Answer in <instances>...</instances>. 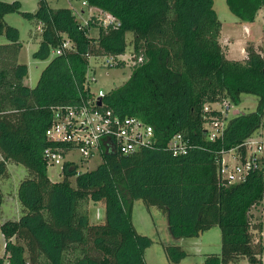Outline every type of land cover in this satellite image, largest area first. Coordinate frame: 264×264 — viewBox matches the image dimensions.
<instances>
[{
  "label": "trees",
  "instance_id": "obj_1",
  "mask_svg": "<svg viewBox=\"0 0 264 264\" xmlns=\"http://www.w3.org/2000/svg\"><path fill=\"white\" fill-rule=\"evenodd\" d=\"M84 1L85 9L110 14L120 24L105 27L91 14L83 25L70 7L53 8L47 0H38L33 12L21 10L18 1L0 0V35L6 39L0 43V179L8 162L27 170L16 191L20 216L0 222V264H146L144 250L152 240L132 223L135 199L163 213L173 239L218 226L219 252L204 253L200 264H233L240 258L262 264L263 246L251 233L261 225L250 223L249 211L262 197L263 168L236 183H226L218 169L223 153L240 146L262 123L264 59L252 44L242 60L226 57L212 0ZM225 2L241 22H253L264 4ZM13 12L32 23L31 37H39L32 56L47 59L32 87L23 82L27 67L18 61L17 28L4 19ZM65 38L73 48L53 53ZM127 44L134 60L130 74L105 91L102 103L120 117L151 125L153 147L129 154L100 147L102 162L94 169L77 171L65 160L62 178L51 180L45 148H72L46 138L56 108L79 104L90 94V58L123 54ZM243 93L256 96V109L232 115L222 135L210 140L204 105L223 99L238 104ZM176 133L188 147L173 155L166 146ZM2 201L0 189V208ZM89 201L103 206L95 222L89 220ZM163 251L169 264H180L187 254L178 244H164Z\"/></svg>",
  "mask_w": 264,
  "mask_h": 264
},
{
  "label": "rangeland",
  "instance_id": "obj_2",
  "mask_svg": "<svg viewBox=\"0 0 264 264\" xmlns=\"http://www.w3.org/2000/svg\"><path fill=\"white\" fill-rule=\"evenodd\" d=\"M6 2L18 1L20 9L25 11H35L38 6V0H2ZM82 0H47L49 6L70 7L76 10L83 9L82 18H87L91 14H98V10L94 8L85 9ZM213 8L219 20L221 21L219 41L222 44L224 54L228 58L243 59V54L239 51L241 46L254 44L259 38V29L264 27L263 22L257 16L253 22H241L228 9L225 0H212ZM5 21L16 27L18 31L19 41L21 42V49L18 55V61L26 64L27 72L23 78V82L32 87L35 85L41 69L47 62V59H38L32 56V53L37 49L38 39L31 37L33 30L32 23H30L20 13H8L4 16ZM244 26L249 27L250 35L248 36L244 31ZM38 30V28L36 27ZM96 35L97 31H93ZM127 43L131 38V34H127ZM224 39L228 42L225 43ZM6 42V39L0 35V43ZM124 64L115 67H104L100 63L101 58L92 59L89 65L92 68L88 71V78L95 79L91 81L90 88L93 92L99 89L108 91L112 88L118 87L124 83L128 78L132 63L131 61V47L127 44L125 53L122 55ZM131 63V64H130ZM257 106V98L253 94L243 93L240 95L238 104L231 102V112L227 114V120L234 115L233 111L237 113H247L254 111ZM231 153V152H229ZM229 153L226 157H229ZM65 160L72 162L76 166L77 171H85L94 169L100 162L102 157L93 152L92 155L84 157L81 155L79 149H74L65 157ZM8 173L6 177L0 179V189L3 193V201L0 208V222L11 219H18L20 216V205L17 199V186L25 175L26 168L20 163L8 162ZM47 174L53 181H58L62 178L61 165H48ZM89 220L95 222L103 216V206L98 201H89L87 204ZM264 210L262 208L252 209L249 213V220L253 224L259 220H263ZM132 223L136 231L151 238L152 243L144 250V259L146 264H169L164 251V244H178L186 251V256L180 261V264H200L203 261L204 253L219 252L220 249V229L214 226L197 237H187L173 239L170 235L166 219L163 213L155 206H147L141 199H135L132 207ZM254 241L259 240L263 246L261 253L262 264H264V238L253 233ZM4 253V241L0 232V256ZM4 264H7L6 262ZM233 264H249L246 258H240Z\"/></svg>",
  "mask_w": 264,
  "mask_h": 264
},
{
  "label": "built area",
  "instance_id": "obj_3",
  "mask_svg": "<svg viewBox=\"0 0 264 264\" xmlns=\"http://www.w3.org/2000/svg\"><path fill=\"white\" fill-rule=\"evenodd\" d=\"M81 4L82 6L87 5L84 0L81 1ZM71 10L75 18L80 19L83 25L88 24V17L91 15L87 18H82V10L74 8H71ZM96 16L97 20L105 27H115L120 24L110 14L98 11ZM257 16L264 24V4L258 8L255 18ZM244 31L248 36L250 35L249 27L244 26ZM224 41L225 43L228 42L227 39H224ZM252 45L260 57L264 59V27L259 29L258 41L255 46L254 44ZM72 48V42L65 38L62 40L61 45L54 49L53 53L60 54ZM239 51L243 54V58L247 56L245 45L241 46ZM123 54L100 55L90 59L101 58L102 62L100 65L112 67L121 64V62L122 64L125 63ZM131 61L134 63L132 56ZM87 75L86 82L90 85L91 81L95 79H89ZM89 91L90 94L81 103L56 108L55 118L45 131L46 138L54 143L69 144L72 148L64 150L63 147L58 145L45 148L44 157L48 165H62L65 157L74 149H79L81 155L87 157L93 152L100 150V147L116 150L120 154H129L141 148L153 147L155 139L151 125L137 117L118 116L111 109L103 106L101 98L105 91L99 89L97 92H93L92 88ZM99 98L101 99L100 104H98ZM203 111L205 118L204 130L209 139L214 140L222 135L223 128L227 123V114L231 112V101L223 99L220 102L205 104ZM233 113L234 115L239 114L237 111H233ZM166 147L173 155H177L186 152L188 145L181 134L176 133L170 137ZM240 147H242L243 151L239 150ZM228 153L229 157H226ZM262 168V197L258 204L251 207L250 211L257 208L264 210V115L261 125L252 135L248 136L240 146L223 153L218 176L226 183H236L243 181L250 171ZM262 219L257 222L260 223L261 228H253L251 233H258L259 236L264 238V214ZM257 223L254 222L253 224Z\"/></svg>",
  "mask_w": 264,
  "mask_h": 264
},
{
  "label": "water",
  "instance_id": "obj_4",
  "mask_svg": "<svg viewBox=\"0 0 264 264\" xmlns=\"http://www.w3.org/2000/svg\"><path fill=\"white\" fill-rule=\"evenodd\" d=\"M100 102H101V99L99 98L98 104H100Z\"/></svg>",
  "mask_w": 264,
  "mask_h": 264
},
{
  "label": "clouds",
  "instance_id": "obj_5",
  "mask_svg": "<svg viewBox=\"0 0 264 264\" xmlns=\"http://www.w3.org/2000/svg\"><path fill=\"white\" fill-rule=\"evenodd\" d=\"M222 45V44H221Z\"/></svg>",
  "mask_w": 264,
  "mask_h": 264
}]
</instances>
